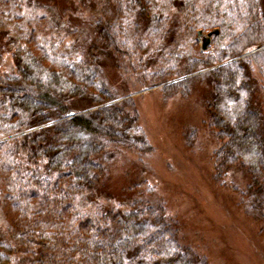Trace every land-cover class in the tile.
<instances>
[{"label": "trees", "instance_id": "obj_1", "mask_svg": "<svg viewBox=\"0 0 264 264\" xmlns=\"http://www.w3.org/2000/svg\"><path fill=\"white\" fill-rule=\"evenodd\" d=\"M78 2L112 8L92 29L124 82L121 71L134 61L143 84L173 102L205 79L203 124L215 140L210 183L242 173L248 185L237 198L264 218V117L255 100L264 92V0ZM23 5L28 0H0V66L4 54L14 66L0 74V204L13 213L0 264H210L181 242L182 221L145 181L121 188L122 199L134 195L125 205L96 199L118 155L132 152L144 166L154 151L138 100L114 101L126 94L95 64L38 36ZM197 28L217 29L210 52L195 48ZM181 40L185 50L176 47ZM157 127L171 148L193 150L197 127L175 125L172 138Z\"/></svg>", "mask_w": 264, "mask_h": 264}, {"label": "rangeland", "instance_id": "obj_2", "mask_svg": "<svg viewBox=\"0 0 264 264\" xmlns=\"http://www.w3.org/2000/svg\"><path fill=\"white\" fill-rule=\"evenodd\" d=\"M28 2L29 8L23 5L25 18L30 20L29 26L35 28L38 36L98 66L113 91L121 92V96L122 93L126 94L114 101L125 97H135L138 100L141 123L154 145V151L143 158L144 166H141L132 152L118 155L108 165V178L96 199L105 203L106 196H109L110 201H122L118 204L125 205L124 201L127 202L134 195L128 193L122 199L121 188L138 179L143 180L154 188V198L166 205L168 215L182 221L181 242L184 241L205 255L210 264H264V218L247 211L245 200L237 198V193L243 192L248 185V178L237 172L221 176L219 181L210 183L213 172L210 170L207 154L215 140L212 132L203 124L206 119L204 103L210 98L211 89L204 84L205 79H195L190 95L174 99L173 102L157 93V86L143 84L148 78L136 76L135 69L130 67L136 65L134 61L126 62L124 72L121 71V75L127 80L124 82L114 67L111 54L96 39L92 29V22L99 15H111L112 8L108 4L90 6L84 2L81 5L78 0ZM212 32L214 31L210 29H196L195 48L198 51H211ZM206 39L208 41L202 47ZM181 42L182 40L176 47L180 45L185 50L187 47H183ZM1 61L0 74L14 73L9 54H4ZM147 71L152 72V69ZM195 73L197 72L180 78ZM255 100L264 117V92H260ZM164 123L166 127L162 126ZM175 125L177 129L184 126L197 127L193 150L192 147H188L190 150L184 147L185 151H178L176 144L171 148L166 138L164 140L157 134L159 126L166 128L168 136L174 137L175 131L177 132ZM182 141L184 143L185 139ZM140 192L143 194V191ZM143 196L148 195L144 193ZM12 214L7 205L0 204V236L5 234L8 225L12 223Z\"/></svg>", "mask_w": 264, "mask_h": 264}, {"label": "water", "instance_id": "obj_3", "mask_svg": "<svg viewBox=\"0 0 264 264\" xmlns=\"http://www.w3.org/2000/svg\"><path fill=\"white\" fill-rule=\"evenodd\" d=\"M214 32L216 33L217 32V30L215 29L214 30ZM210 35V33H208V36ZM208 41V39H206V41L205 42H203V45H202V47H205V45H206V42ZM253 51V50H252ZM89 110V109H88Z\"/></svg>", "mask_w": 264, "mask_h": 264}]
</instances>
